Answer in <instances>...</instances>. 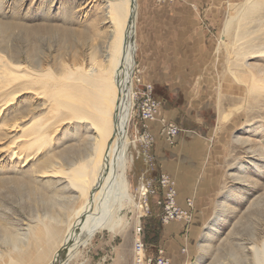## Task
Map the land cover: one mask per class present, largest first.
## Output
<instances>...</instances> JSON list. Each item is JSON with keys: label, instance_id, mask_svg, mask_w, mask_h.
<instances>
[{"label": "rangeland", "instance_id": "374dc122", "mask_svg": "<svg viewBox=\"0 0 264 264\" xmlns=\"http://www.w3.org/2000/svg\"><path fill=\"white\" fill-rule=\"evenodd\" d=\"M136 2L139 13L140 0ZM185 2L194 0L174 3ZM224 4L213 58L200 61L203 74L193 79L199 89L192 87L188 103L198 101L199 110L190 107L189 117L179 124L181 134L203 140L192 148L190 161L194 185L186 197L193 199V217L173 224L182 223L185 232L196 233L182 245L187 264H264V0ZM109 5V0H0V58L14 66L46 70L52 90H66L72 85L69 76L95 61L107 69L114 30ZM135 70L139 91L140 84H149L137 65ZM12 83L0 89V264L8 255L28 250L35 227L65 229L70 247L77 238L72 233L74 217L96 207L100 189L89 185L92 199L87 203L84 186L73 184L67 175L42 177L41 172L54 168L68 172L93 153L94 128L63 120L69 116L65 106L60 107L62 116L48 122L47 144L30 150L29 163L20 159L15 125L46 112L49 102L32 92L19 95L20 82ZM153 94L163 101L162 116L169 119L185 98L159 85L153 86ZM138 129L142 132L143 127L133 106L129 141L134 161L128 181L142 211L127 200L115 204V227L98 229L65 264H134L140 226L149 253L157 255L164 230L172 223L162 222L156 197H149L146 211L140 178L147 170L156 178L159 171L139 159L138 150L144 148L145 153L147 148L137 139ZM147 129L153 137L160 136L161 121L149 122ZM92 178L97 180L96 174ZM198 206L202 216H196Z\"/></svg>", "mask_w": 264, "mask_h": 264}, {"label": "bare ground", "instance_id": "6f19581e", "mask_svg": "<svg viewBox=\"0 0 264 264\" xmlns=\"http://www.w3.org/2000/svg\"><path fill=\"white\" fill-rule=\"evenodd\" d=\"M109 4L114 30L107 69L95 61L79 75H70L68 79H71L72 85L66 90H52L49 83L51 75L46 70L14 66L0 58V89L14 83V80L16 83L19 81V89L16 87L19 95L32 92L49 102L46 112L32 114L15 125L14 129L19 133L17 146L20 159L29 163L33 159L30 150L47 144L51 136L48 122L62 116L60 107L65 106L69 116H63V120L91 124L94 128L93 153L91 158L72 165L68 172L54 168L41 172L42 177L67 175L73 184L84 186L83 199L87 203L92 199L89 185L95 189L100 187L96 207L84 209L74 217L72 233L77 234V238L69 248H66L69 235L65 229L35 227L28 250L19 255H8L2 264H65L66 259L73 257L76 248L98 229L115 227L111 213L115 204L127 200L142 211L130 194L128 181V169L134 161L130 154L129 129L136 83L137 2L109 0ZM231 20L229 18L225 24L224 35ZM63 96H67L68 100L61 101ZM94 174L97 180L92 178Z\"/></svg>", "mask_w": 264, "mask_h": 264}, {"label": "crops", "instance_id": "0c3cea01", "mask_svg": "<svg viewBox=\"0 0 264 264\" xmlns=\"http://www.w3.org/2000/svg\"><path fill=\"white\" fill-rule=\"evenodd\" d=\"M224 2L194 0L193 3L159 5L155 0H140L138 5V73L143 81L162 86L170 95L184 94L183 104L175 106V115L170 116L178 125L183 123L185 117H189L187 113L190 107L199 110L198 101L192 105L188 103L192 87L195 85L199 89L193 79L203 74L199 68L200 61L213 58L216 29L225 13ZM202 143V138L193 134L180 133L174 146H169L162 134L154 138L151 147L155 155L153 165L147 162L146 165L159 171V174H170L177 181L178 202L181 206H185L186 196L194 185V169L190 163L192 148ZM144 155V148L139 149V159L144 161ZM201 210V206L196 208V216H202ZM184 228L182 223H172L166 227L158 248L165 250L173 264H187L188 257L182 250L184 240L196 235L194 230L190 233V230L185 232Z\"/></svg>", "mask_w": 264, "mask_h": 264}, {"label": "built area", "instance_id": "2783aa9c", "mask_svg": "<svg viewBox=\"0 0 264 264\" xmlns=\"http://www.w3.org/2000/svg\"><path fill=\"white\" fill-rule=\"evenodd\" d=\"M176 0H155L156 4H173ZM136 75V72H135ZM136 79V76H135ZM138 83L141 80H137ZM137 83V84H138ZM142 85V88H141ZM139 91H134L133 101L134 107L138 109L139 119L142 123V132L138 129L137 139L142 145H146L145 161L149 165H153V156L150 147L154 142V137L148 132V123L151 121H161V134L164 136L169 146H174L177 137L180 134L179 125L171 119L162 116L163 101L156 98L153 94V86L151 84H140ZM136 90V89H135ZM153 170V168H152ZM147 171L140 178V187L143 190L146 211H150L149 197L153 196L157 199V205L161 209V220L164 224H170L180 220L190 221L193 217V199L188 198L186 205L181 206L178 202L177 181L168 173L161 172L156 178L150 177ZM143 228L140 226L138 230V239L135 242V259L134 264H173L172 259L166 254L164 249H158L156 256L149 254L148 245L142 238ZM185 251V250H184Z\"/></svg>", "mask_w": 264, "mask_h": 264}]
</instances>
